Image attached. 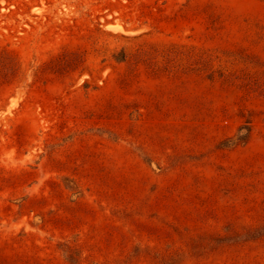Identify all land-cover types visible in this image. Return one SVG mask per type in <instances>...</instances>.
Returning a JSON list of instances; mask_svg holds the SVG:
<instances>
[{
	"label": "rangeland",
	"instance_id": "obj_1",
	"mask_svg": "<svg viewBox=\"0 0 264 264\" xmlns=\"http://www.w3.org/2000/svg\"><path fill=\"white\" fill-rule=\"evenodd\" d=\"M0 264H264V0H0Z\"/></svg>",
	"mask_w": 264,
	"mask_h": 264
}]
</instances>
